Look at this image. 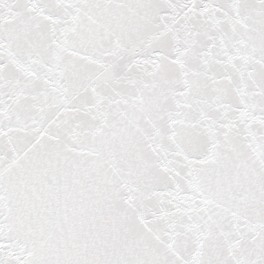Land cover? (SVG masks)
<instances>
[{
	"label": "snow or ice",
	"instance_id": "obj_1",
	"mask_svg": "<svg viewBox=\"0 0 264 264\" xmlns=\"http://www.w3.org/2000/svg\"><path fill=\"white\" fill-rule=\"evenodd\" d=\"M0 264H264V0H0Z\"/></svg>",
	"mask_w": 264,
	"mask_h": 264
}]
</instances>
